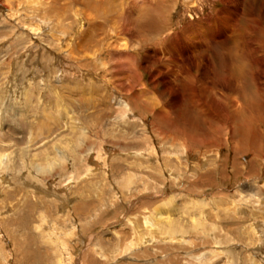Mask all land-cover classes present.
I'll list each match as a JSON object with an SVG mask.
<instances>
[{
  "label": "rangeland",
  "instance_id": "rangeland-1",
  "mask_svg": "<svg viewBox=\"0 0 264 264\" xmlns=\"http://www.w3.org/2000/svg\"><path fill=\"white\" fill-rule=\"evenodd\" d=\"M224 5L0 0V264H264V66L165 68Z\"/></svg>",
  "mask_w": 264,
  "mask_h": 264
},
{
  "label": "bare ground",
  "instance_id": "bare-ground-1",
  "mask_svg": "<svg viewBox=\"0 0 264 264\" xmlns=\"http://www.w3.org/2000/svg\"><path fill=\"white\" fill-rule=\"evenodd\" d=\"M221 1L225 5L220 11L215 13V19L213 17H208L205 20L206 25H203V21L200 20L199 23L197 22L198 24H196L195 27L187 26L182 29L183 35L185 34L187 37L191 35L190 37L187 38L188 41L184 38L183 41H178L177 38L171 40L168 49L170 52L168 57L169 62H165L166 64L165 68H170L172 66L177 67L178 69L181 68V70L183 68L184 70L186 69V73L189 74L191 73L189 69L192 68L190 66L195 65L200 61H204L210 66L212 63V56L221 58L223 64H226V61H228L231 58L245 59L246 56L248 57L251 56L252 58L255 59V61H259L261 65L260 67L264 66V28L258 29L256 27L260 24L259 20L262 19L261 21H264V8L262 9L261 13L255 14L254 16H251V18L246 19L248 21L247 23H249L250 25L248 24L241 25L242 20H244L242 19L243 15L241 9L243 8L244 2L246 0H221ZM261 1L264 5V0ZM135 3H138V1ZM193 3L194 5H197L198 0H193ZM122 14L121 13L113 14V16L111 17L114 21V25H116L119 31H124V29L127 31L128 28L122 27L120 21L123 20L126 21L129 18L127 15L122 16ZM251 14L252 13H250L249 15ZM143 24L144 26L142 27H145L143 28V30L146 29L148 32H152V33H154L153 31L160 32L161 30L160 27H162L161 22H158L156 19L152 18L151 16L150 17L148 16ZM242 26L246 28H242ZM142 27L139 30V32L141 33L143 32ZM142 36L144 37L145 35H143L142 33ZM196 58H201V59L199 61L198 60L196 61ZM193 59L195 61H192ZM165 68H160V70L157 71V74L162 73V71H164ZM213 75H216V72H214ZM136 77L137 79H139L140 76L138 77L136 75ZM163 81L166 80L164 79ZM157 84L158 83H155L153 81V85L158 86ZM143 86L144 85H142V87ZM140 91H141L140 93H135V98L138 99L137 102L140 101L139 103L142 104L144 108L154 109V107L157 104L156 101L151 96H149L150 93L147 90V88L145 90L142 89ZM180 97L181 95H179L178 93L176 99L177 100L176 105H179L178 102H181L183 100ZM112 99L110 100L112 101ZM118 104L119 106L123 107L124 110H129V109L131 110L133 107V105H131L128 102V100H121V101L119 100ZM130 110L127 112H130ZM159 115L162 118L165 115V112L161 110V114ZM166 116L170 117V115H166Z\"/></svg>",
  "mask_w": 264,
  "mask_h": 264
}]
</instances>
